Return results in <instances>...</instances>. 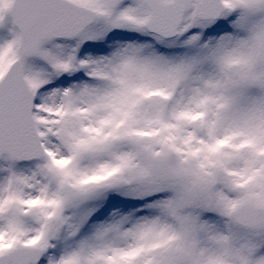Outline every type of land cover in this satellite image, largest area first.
Listing matches in <instances>:
<instances>
[{
  "label": "snow or ice",
  "instance_id": "1",
  "mask_svg": "<svg viewBox=\"0 0 264 264\" xmlns=\"http://www.w3.org/2000/svg\"><path fill=\"white\" fill-rule=\"evenodd\" d=\"M0 264H264V0H0Z\"/></svg>",
  "mask_w": 264,
  "mask_h": 264
}]
</instances>
